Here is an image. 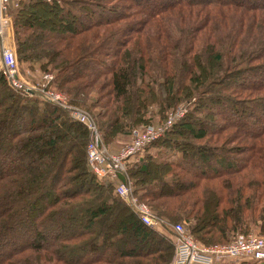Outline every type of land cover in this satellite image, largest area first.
Listing matches in <instances>:
<instances>
[{
  "label": "trees",
  "instance_id": "obj_1",
  "mask_svg": "<svg viewBox=\"0 0 264 264\" xmlns=\"http://www.w3.org/2000/svg\"><path fill=\"white\" fill-rule=\"evenodd\" d=\"M146 1H19L18 60L52 73L106 145L183 105L126 161L133 195L201 245L264 237V0ZM89 137L67 109L14 92L0 73V264L170 263L174 233L143 223L117 181L95 175Z\"/></svg>",
  "mask_w": 264,
  "mask_h": 264
},
{
  "label": "built area",
  "instance_id": "obj_2",
  "mask_svg": "<svg viewBox=\"0 0 264 264\" xmlns=\"http://www.w3.org/2000/svg\"><path fill=\"white\" fill-rule=\"evenodd\" d=\"M8 1L0 0V73L14 91L18 90L28 94L27 91L33 89L40 93L45 100L67 109L70 117L82 123L88 130L90 137L86 145V160L95 175L101 178L111 177L116 180V193L138 213L143 223L157 228L163 225L168 227L169 223L154 215L150 206L142 203L133 195L132 183L125 175L126 161L133 159L136 154L144 150L149 142L159 138L166 129L181 118L186 112L185 107L180 105L170 111L161 124L148 125L142 131H139L138 128L132 129L131 141L120 147L117 154H109L108 148L103 145L102 135L89 112L76 105L68 104L63 93L56 91L55 78L52 73L44 74L43 77L47 80H44L43 83L33 84L19 79L16 55L7 37L9 24L2 19ZM19 1L22 0H17V2ZM119 175L125 176L124 179H120ZM169 226L175 238L172 264H237L242 260L251 262L264 260V237L255 235V233H239L236 238L228 242L204 246L195 240L183 223L169 224Z\"/></svg>",
  "mask_w": 264,
  "mask_h": 264
},
{
  "label": "rangeland",
  "instance_id": "obj_3",
  "mask_svg": "<svg viewBox=\"0 0 264 264\" xmlns=\"http://www.w3.org/2000/svg\"><path fill=\"white\" fill-rule=\"evenodd\" d=\"M16 2L17 0H9L8 3L6 4V9L5 11L3 12L2 14V19L4 22H8L9 24V29H8V33H7V37H8V42H10V46L12 48V50L15 52V58H16V62H17V65H18V75L20 76L19 79H21L22 81H25L27 83H43L44 80H47L45 79L43 76L45 73H50V72H44V73H41L40 72V69H39V66L37 65L36 67L34 66L33 68H30V65H27L26 63H21L19 62L18 60V57H17V52H16V49H15V37H14V22H13V14L11 13L12 10L17 6L16 5ZM145 2V0H144ZM149 2H151V0H147L146 3L149 5ZM147 5V6H148ZM51 15L49 12H46V13H43L42 15H38L36 17V19H39V20H42V19H47L49 18ZM49 36V35H48ZM45 39V38H44ZM45 41V40H44ZM9 85V84H8ZM55 85V84H54ZM10 86V85H9ZM56 87V86H55ZM57 89V88H56ZM14 91V89H13ZM17 92L20 93V91L16 90ZM14 91V92H16ZM59 92H61L60 90H56ZM63 93V92H61ZM30 95V94H28ZM63 96L65 97V100H67V97L65 96V94L63 93ZM180 106V105H179ZM178 107V106H177ZM85 110V109H84ZM149 118H151V120H148L147 123L145 125H141V126H138V130L139 131H142L146 128V126L148 125H153V126H156L158 124H161L164 119L162 120V122L160 123L159 121L161 120V118H159L158 116H153L152 114L149 115ZM209 121H213L212 118L209 119ZM21 123V122H20ZM24 124V123H22ZM261 124V122H258V124H255V126H259ZM10 126V125H9ZM99 131V130H98ZM100 133V131H99ZM102 135V134H101ZM132 139L131 135H122L120 137V140H118V142H115V143H112L111 145H106L103 141V145L108 148L109 150V154L111 155H114V154H117L120 150V147H122L125 143L127 142H130ZM182 139V138H181ZM103 140V138H102ZM6 153V154H5ZM8 152H5L4 149L1 150L0 149V160L4 157V155H8L7 154ZM52 151L50 149H47V152L45 153V155L47 154H51ZM15 154V153H13ZM12 167H15V164L12 165ZM1 170V168H0ZM125 175H126V171H125ZM132 190V189H131ZM140 201V200H139ZM143 203V202H142ZM167 222V221H165ZM168 223V222H167ZM26 224V222H25ZM24 224V225H25ZM184 224V223H183ZM28 226V225H27ZM77 226H69L70 229H74L76 228ZM186 227V226H185ZM168 228L170 229V226L168 224ZM54 229H59V226H57V224L53 225V224H49V226H46L44 227L42 230L44 231V233L46 234V236L48 238H50L51 234L54 232ZM77 229V228H76ZM27 232L25 233L26 237H27V240L30 241L32 239H34L33 235L30 233V226L27 227ZM171 230V229H170ZM249 233H255V232H249ZM239 234V233H238ZM248 234V233H246ZM256 235V233H255ZM237 236V234H236ZM236 236L234 238H236ZM232 238V239H234ZM231 239V240H232ZM196 240V239H195ZM197 241V240H196ZM230 241V240H229ZM224 243V242H223ZM200 244V243H199ZM201 245V244H200ZM205 246V245H204ZM173 256L174 254L172 255L171 259H170V263L169 264H172V259H173ZM252 262L249 261V260H242V261H239L237 264H251Z\"/></svg>",
  "mask_w": 264,
  "mask_h": 264
},
{
  "label": "water",
  "instance_id": "obj_4",
  "mask_svg": "<svg viewBox=\"0 0 264 264\" xmlns=\"http://www.w3.org/2000/svg\"><path fill=\"white\" fill-rule=\"evenodd\" d=\"M27 93H28V94H31V95H35V96H37V97H39V98L45 100V98H44L40 93H38L37 91H35V90H33V89L28 90Z\"/></svg>",
  "mask_w": 264,
  "mask_h": 264
}]
</instances>
